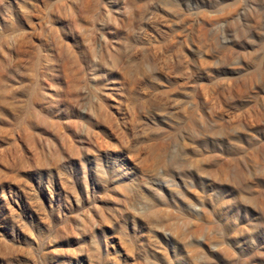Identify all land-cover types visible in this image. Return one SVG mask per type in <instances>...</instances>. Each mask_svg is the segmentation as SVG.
<instances>
[{
    "label": "rangeland",
    "instance_id": "obj_1",
    "mask_svg": "<svg viewBox=\"0 0 264 264\" xmlns=\"http://www.w3.org/2000/svg\"><path fill=\"white\" fill-rule=\"evenodd\" d=\"M0 264H264V0H0Z\"/></svg>",
    "mask_w": 264,
    "mask_h": 264
}]
</instances>
